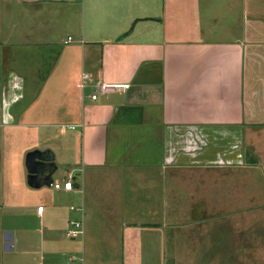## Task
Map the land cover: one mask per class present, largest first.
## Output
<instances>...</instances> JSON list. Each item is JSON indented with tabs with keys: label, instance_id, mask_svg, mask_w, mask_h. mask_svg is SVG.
Wrapping results in <instances>:
<instances>
[{
	"label": "crops",
	"instance_id": "1",
	"mask_svg": "<svg viewBox=\"0 0 264 264\" xmlns=\"http://www.w3.org/2000/svg\"><path fill=\"white\" fill-rule=\"evenodd\" d=\"M22 1L32 25L0 17V165L51 151L54 183H74L32 188L28 170L0 183V203L18 204L22 221L0 232L18 233L10 252L20 246L23 264H81L70 262L77 254L84 264H165L177 190L222 201L230 177L247 170V197L264 213L254 185L264 177V0ZM80 10L87 19L74 37L54 38L49 13ZM102 83L129 87L93 100ZM86 191L95 207L99 193L116 207L90 206L84 237L72 240L64 229ZM255 245L253 257L264 239Z\"/></svg>",
	"mask_w": 264,
	"mask_h": 264
},
{
	"label": "rangeland",
	"instance_id": "2",
	"mask_svg": "<svg viewBox=\"0 0 264 264\" xmlns=\"http://www.w3.org/2000/svg\"><path fill=\"white\" fill-rule=\"evenodd\" d=\"M80 1L81 0L75 3L79 4ZM25 4L26 2L22 0H1V19L7 20V16L13 14L19 22L20 28L25 29V26L27 24L29 25L30 22V16L28 14L31 10L26 7ZM44 8H46L48 12H51L50 10H55L53 7L49 6H45ZM74 8L76 7L74 6ZM55 11L49 13L52 14V19L49 23L50 25H56L58 27V30L56 29V34H54V38L58 41L67 40L69 36L74 37L71 29L73 27L81 28L85 17L87 19V13L82 12V10L71 12V15H67L65 12L59 14L55 13ZM67 23H70L71 28L67 27ZM32 24L33 23L30 22V25ZM3 74L4 59L1 57L0 99L3 96V94H1ZM2 121L3 120L0 119V127L4 126ZM6 158L7 163L3 160L0 165V183H12V178H6L11 174H13V176L18 174L19 178L26 176L27 169L24 162L18 164L13 162L12 158ZM249 174L251 173H249L248 170L241 175L239 173H234V175L228 180V182L234 187V189H232L233 192H231L230 189V194H225L222 201H219L215 196L213 198L208 196L206 200H203L200 194V188L197 190V196L188 193L187 189L184 187L177 190V198L174 204L176 219H174L173 222L171 220L169 221L170 227L167 235H165V237H167L164 244L165 264H232L233 261L244 263L248 260H260V258H263L262 254L264 251L256 253L255 257H253V252L249 251L251 247H258L255 244L261 245L259 247H261L260 250H262L264 239V236L262 235L264 232V213H262L263 211L260 212L259 209L260 206L262 207V203H259L260 205L256 206L257 204L253 203L247 197ZM242 177H247V179ZM195 184L198 185L199 183ZM190 185L192 187V183H190ZM211 185L212 187H208V192L211 193L213 191V193H217L214 185L212 183ZM254 185L258 186L255 187V191L256 193L260 192L263 196L262 201H264V177L256 179ZM194 189L196 190V188ZM97 195L101 196L103 199L98 203V206L95 207V204L90 201V197L86 191L84 214L77 212V210L73 212L75 214L72 218L79 221L84 220L85 224L88 221V213L92 212L90 206L96 211L99 210L104 213L111 211V207H116V205L109 201L107 196L100 193ZM34 203L38 204V201L36 200ZM122 206L120 207V210L122 209ZM16 208H19L18 204L9 205L5 202L0 203L1 225L12 227L21 226L20 224L22 221L16 220L13 216L16 214L14 210H18ZM206 208L208 210V215L210 212V214L216 218L213 219L214 222H212L211 219L209 220L204 217L203 212ZM251 210L253 211L252 217L248 218V214ZM201 221L204 223H201ZM66 230L67 229H64V232H66ZM4 235V232L3 234L0 232V251H2L0 254V263L23 264V260L26 256L20 255V246L16 248V252H6L4 250ZM14 235L18 236V233H15ZM77 241H81V239L79 238ZM2 243L3 248L1 247ZM54 254L55 253L52 252H49L48 255L44 254L45 260L51 261L55 257ZM76 256L84 257L83 254H77Z\"/></svg>",
	"mask_w": 264,
	"mask_h": 264
},
{
	"label": "water",
	"instance_id": "3",
	"mask_svg": "<svg viewBox=\"0 0 264 264\" xmlns=\"http://www.w3.org/2000/svg\"><path fill=\"white\" fill-rule=\"evenodd\" d=\"M7 124L8 122L5 121ZM26 166L28 170V183L32 188L52 186L54 183L53 175L57 170L54 162V155L51 151H33L28 154ZM6 252L13 251L15 239L13 233L7 231L4 235Z\"/></svg>",
	"mask_w": 264,
	"mask_h": 264
},
{
	"label": "built area",
	"instance_id": "4",
	"mask_svg": "<svg viewBox=\"0 0 264 264\" xmlns=\"http://www.w3.org/2000/svg\"><path fill=\"white\" fill-rule=\"evenodd\" d=\"M88 78V75L83 74L82 79L85 80ZM84 85H81V87H83ZM129 86L127 85H117V84H99L97 85V89H96V93H94L91 98L93 100H96L98 98V95H103L106 94L108 92H113V91H117L120 89H127ZM52 186H54V188L56 190H64V191H73L74 189V183L72 181V177L69 176V178L65 181V182H56L53 183ZM72 210H79L81 213L84 214V207H80V208H75L74 206L71 207ZM39 212H43L44 211V206H40L38 208ZM85 234V226H84V220H73L69 222V226L67 229V236L72 239V240H76V239H81L82 237H84ZM79 262L81 264H84V257L83 256H72V258L70 259V262Z\"/></svg>",
	"mask_w": 264,
	"mask_h": 264
}]
</instances>
